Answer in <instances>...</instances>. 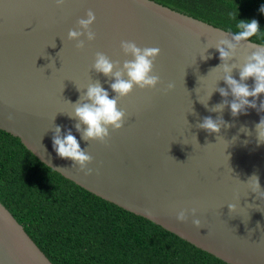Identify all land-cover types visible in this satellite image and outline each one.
<instances>
[{
	"label": "water",
	"instance_id": "1",
	"mask_svg": "<svg viewBox=\"0 0 264 264\" xmlns=\"http://www.w3.org/2000/svg\"><path fill=\"white\" fill-rule=\"evenodd\" d=\"M88 10L96 19L84 29L78 20ZM69 30L82 34L72 39ZM234 36L151 0H64L62 6L56 0H0V130L77 186L217 259L264 264V143L257 142L255 128L264 118V94L249 97L256 107L233 116L234 97L224 81L225 75L239 81L264 45ZM123 41L160 49L154 89L134 87L125 97L112 90L115 73L127 79L123 66L134 58ZM218 47L229 52L226 60ZM97 53L114 64L111 75L95 70ZM97 83L126 112L122 128L109 126L104 142L83 139L86 125L77 131L74 115L77 102L90 103L87 89ZM205 117L225 122L219 133L199 127ZM57 126L61 136L70 130L92 157L85 169L57 155ZM253 174L260 182L255 191ZM180 212L184 222L177 220ZM0 264H52L1 203Z\"/></svg>",
	"mask_w": 264,
	"mask_h": 264
},
{
	"label": "trees",
	"instance_id": "2",
	"mask_svg": "<svg viewBox=\"0 0 264 264\" xmlns=\"http://www.w3.org/2000/svg\"><path fill=\"white\" fill-rule=\"evenodd\" d=\"M151 1L235 35L237 20L255 19L260 33L247 40L264 45V0ZM0 203L52 264H227L77 186L1 130Z\"/></svg>",
	"mask_w": 264,
	"mask_h": 264
},
{
	"label": "clouds",
	"instance_id": "3",
	"mask_svg": "<svg viewBox=\"0 0 264 264\" xmlns=\"http://www.w3.org/2000/svg\"><path fill=\"white\" fill-rule=\"evenodd\" d=\"M57 6H62L64 0H56ZM261 12H264V7L261 8ZM87 18H81L78 20V24L84 29H87L91 25L96 17L92 10H88L86 13ZM238 11L234 13L233 18H237ZM236 27L239 29L237 35L234 36V40L241 41L247 40L251 37L258 36L260 33L259 22L255 19L251 21L237 20ZM82 33L77 30H69V38L76 39ZM88 38L93 39L94 33L88 32ZM81 45L83 42H80ZM221 43L227 44L229 49H234L235 45L227 41ZM122 47L126 53H130L134 58L124 63V70L127 73V79L122 77L121 72L115 73V82L111 84V88L115 93H118L120 97L127 96L134 87L140 89H154L160 82V77L154 74V62L156 57L160 53V49L157 47H138L134 41H123ZM220 53L221 61L226 60L229 57V52L223 47L217 49ZM94 68L97 72L103 73L105 76L113 73L114 64L103 54L97 53ZM225 73H230L231 69L225 64ZM249 78L254 80V85L249 87L245 81ZM225 83L231 89V94L234 97L230 103L231 113L233 116L239 115L246 108H255V99L249 100V97L259 98L261 94H264V47L254 53L250 57V62L247 63L240 71V80L234 79L231 75H225ZM174 85H169V88ZM221 96H227L228 91L221 88L219 89ZM87 100L90 103H79L74 106L75 118L80 122L76 125L77 131H80V124L86 125L82 133V138L85 140L98 139L101 142L105 141V137L109 135V126L112 130H119L124 124V118L126 116L125 110L117 107V98L109 97L108 92L103 89L99 83L90 85L86 92ZM223 104L217 105L216 110H221ZM264 107V104H262ZM12 117L9 116V119ZM225 122L221 119L219 121L212 119L211 117H205L203 122L199 124V127L209 133H219L221 125ZM257 142L264 143V118H262L258 124L255 125ZM60 127L57 126L56 134L52 138L53 148L57 155L61 158H68L80 165L81 170L85 169L86 162H90L92 157L81 149L77 138L71 134L69 130L66 135H59ZM91 169H88L87 174L91 173ZM250 184L253 190L260 188L259 177L253 174L250 177ZM233 208L229 205V210ZM179 222L185 221L184 212H180L177 215ZM193 224L197 227L200 226V221L193 220Z\"/></svg>",
	"mask_w": 264,
	"mask_h": 264
}]
</instances>
